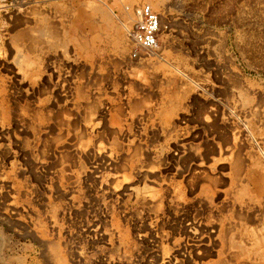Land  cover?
Instances as JSON below:
<instances>
[{
  "label": "rangeland",
  "instance_id": "rangeland-1",
  "mask_svg": "<svg viewBox=\"0 0 264 264\" xmlns=\"http://www.w3.org/2000/svg\"><path fill=\"white\" fill-rule=\"evenodd\" d=\"M135 1L0 0V264H264V0Z\"/></svg>",
  "mask_w": 264,
  "mask_h": 264
},
{
  "label": "built area",
  "instance_id": "built-area-1",
  "mask_svg": "<svg viewBox=\"0 0 264 264\" xmlns=\"http://www.w3.org/2000/svg\"><path fill=\"white\" fill-rule=\"evenodd\" d=\"M124 8L131 11L133 15L126 29L127 38L132 44L129 54L135 57L138 55L139 48L156 47L159 43L160 28L163 25L162 13L145 0H138L132 4L126 3ZM261 152L264 154L263 148Z\"/></svg>",
  "mask_w": 264,
  "mask_h": 264
},
{
  "label": "bare ground",
  "instance_id": "bare-ground-1",
  "mask_svg": "<svg viewBox=\"0 0 264 264\" xmlns=\"http://www.w3.org/2000/svg\"><path fill=\"white\" fill-rule=\"evenodd\" d=\"M111 13V12H110ZM131 14V13H130ZM130 17V16H129ZM28 29V28H27ZM161 29V28H160ZM30 38H31V36H30ZM28 39V38H27ZM159 46V44L156 46V47H153V48H140V49H146V50H155L157 47ZM221 232V231H220ZM219 235V234H218ZM199 240V239H198ZM195 241V240H194ZM225 241V240H224ZM225 243H226V241H225ZM195 245H197V244H195ZM199 251V250H198ZM222 256V255H221ZM236 256V255H235ZM233 257V256H232ZM245 259V258H244ZM243 262V261H242Z\"/></svg>",
  "mask_w": 264,
  "mask_h": 264
}]
</instances>
